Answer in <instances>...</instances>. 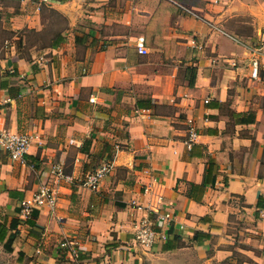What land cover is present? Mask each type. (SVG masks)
<instances>
[{"label":"crops","instance_id":"1","mask_svg":"<svg viewBox=\"0 0 264 264\" xmlns=\"http://www.w3.org/2000/svg\"><path fill=\"white\" fill-rule=\"evenodd\" d=\"M263 25L264 0H0V128L32 134L23 160L0 147V264H264V66L251 77L246 48ZM104 160L98 189L21 213L51 164ZM152 180L176 220L142 251Z\"/></svg>","mask_w":264,"mask_h":264},{"label":"built area","instance_id":"2","mask_svg":"<svg viewBox=\"0 0 264 264\" xmlns=\"http://www.w3.org/2000/svg\"><path fill=\"white\" fill-rule=\"evenodd\" d=\"M37 9L52 3V0H29ZM178 7L187 14L204 20L212 24L203 14L194 7L176 2ZM137 51L144 53L146 48L143 45V38L139 36L136 43ZM249 52L250 76L258 77L259 68L264 66V25L259 33L258 41L255 44L246 45ZM196 132L191 130L187 140V146L195 138ZM32 141V134L26 131H17L7 128H0V147L4 149L13 159L23 160ZM69 143L76 144L75 139H70ZM111 162L102 161L93 170L83 176L76 178L72 174L65 172L62 165L53 163L49 166L48 176L43 180L32 193L30 199H24L21 202V213L27 217L32 211L42 206H47L50 212H54L60 186L63 183L82 185L90 189H98L102 178L111 168ZM144 202L136 205L143 211L142 216L136 219L132 225V244L142 251L149 250L157 241H165L170 235L172 225L176 220L174 211L171 207L164 204L163 186L161 183L152 180L143 188ZM182 227V224L179 225ZM60 245L73 254H77L74 243L68 239H63Z\"/></svg>","mask_w":264,"mask_h":264},{"label":"rangeland","instance_id":"3","mask_svg":"<svg viewBox=\"0 0 264 264\" xmlns=\"http://www.w3.org/2000/svg\"><path fill=\"white\" fill-rule=\"evenodd\" d=\"M235 225H236V223H234ZM237 238H238V236H237ZM243 239V238H242ZM243 242V241H242ZM237 244H239V245H242V243L240 242V243H237ZM243 244H248L249 245V243H243ZM235 257V259H236V261L235 262H237L238 263V260L240 259V256L239 255H235L234 256Z\"/></svg>","mask_w":264,"mask_h":264},{"label":"trees","instance_id":"4","mask_svg":"<svg viewBox=\"0 0 264 264\" xmlns=\"http://www.w3.org/2000/svg\"><path fill=\"white\" fill-rule=\"evenodd\" d=\"M32 213H33V211H32ZM32 213H31V214H32ZM5 248H6V249H10V242H5Z\"/></svg>","mask_w":264,"mask_h":264}]
</instances>
